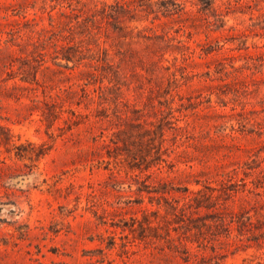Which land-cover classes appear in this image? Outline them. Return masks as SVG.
<instances>
[{
	"label": "rangeland",
	"instance_id": "374dc122",
	"mask_svg": "<svg viewBox=\"0 0 264 264\" xmlns=\"http://www.w3.org/2000/svg\"><path fill=\"white\" fill-rule=\"evenodd\" d=\"M0 264H264V0H0Z\"/></svg>",
	"mask_w": 264,
	"mask_h": 264
},
{
	"label": "trees",
	"instance_id": "16d2710c",
	"mask_svg": "<svg viewBox=\"0 0 264 264\" xmlns=\"http://www.w3.org/2000/svg\"><path fill=\"white\" fill-rule=\"evenodd\" d=\"M64 59H65L66 61H69V60H68L69 58H67V57H65Z\"/></svg>",
	"mask_w": 264,
	"mask_h": 264
}]
</instances>
